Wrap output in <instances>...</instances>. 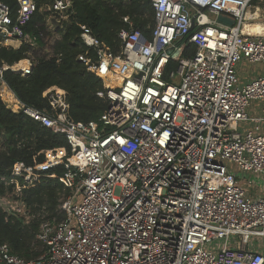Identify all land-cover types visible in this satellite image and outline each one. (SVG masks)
<instances>
[{
	"label": "built area",
	"instance_id": "1",
	"mask_svg": "<svg viewBox=\"0 0 264 264\" xmlns=\"http://www.w3.org/2000/svg\"><path fill=\"white\" fill-rule=\"evenodd\" d=\"M147 1L155 11L151 38L130 23L118 34V54L81 26L87 52L78 59L102 80L109 106L98 121L71 120L60 94L50 96L52 111L20 101L21 111L65 135L71 155L34 168L19 163L0 182L16 184L20 196L62 165L77 193L62 202L63 221L41 224L39 258L27 261L3 244L0 264H264V253L251 249L264 239V76L242 86L238 77L240 63L264 62V34L244 33L247 10L264 0ZM16 2L13 10L0 0L2 44L37 47L25 31L37 4ZM72 5L44 7L51 28L53 20L63 27ZM187 38L197 46L191 58L183 57ZM26 60L21 71L0 67V89L6 70L31 73ZM258 180L256 197L246 187ZM0 207L21 211L2 195Z\"/></svg>",
	"mask_w": 264,
	"mask_h": 264
},
{
	"label": "trees",
	"instance_id": "2",
	"mask_svg": "<svg viewBox=\"0 0 264 264\" xmlns=\"http://www.w3.org/2000/svg\"><path fill=\"white\" fill-rule=\"evenodd\" d=\"M13 10L16 0H4ZM37 11L25 31L34 36L37 47L22 44L20 48L7 47L0 37V67L15 66L31 59L33 69L27 76L6 70L4 80L16 96L2 88L5 102L39 110L52 111L50 96L60 94L69 104V117L76 123L98 121L107 112L106 98L100 96L106 90L100 78L89 72L79 56L87 52L80 34L86 25L103 41L108 50L118 54L121 43L118 34L129 29L130 23L143 35L151 38L155 26V11L147 0H73L67 12L69 19L62 28L50 27L49 12L44 9L52 0H35ZM129 18V23L125 22ZM184 41L183 57H194L195 44ZM52 44H49V42ZM90 55L94 56L93 52ZM28 61V60H27ZM170 67H175L172 63ZM0 96V178H11L19 163L37 167L49 160L67 158L71 147L63 134L55 133L25 114L13 112ZM21 101V102H20ZM66 168L57 165L41 173L40 182L22 190L21 199L32 218L25 225L21 218L9 215L0 207V245L7 244L13 254L30 261L39 258L46 246L37 240L39 227L46 220L65 219L62 202L70 196L72 185L65 177ZM18 183L24 184L23 178ZM16 184L0 182V195L14 193Z\"/></svg>",
	"mask_w": 264,
	"mask_h": 264
},
{
	"label": "rangeland",
	"instance_id": "3",
	"mask_svg": "<svg viewBox=\"0 0 264 264\" xmlns=\"http://www.w3.org/2000/svg\"><path fill=\"white\" fill-rule=\"evenodd\" d=\"M211 17H214V16L211 15ZM253 25L254 24H251L249 22V20H247L246 23L244 24V33L250 32ZM8 42H10V44L13 45V46L18 44V42H16V40H9ZM49 44H52V42L50 41ZM260 76H264V62L256 63V64H248L247 62H242V63H240L238 65V77L240 79V85L241 86L245 85V83H248L253 78H257V77H260ZM0 95H2V89H0ZM2 99H3V97H2ZM3 101H4V99H3ZM5 103L11 110H15L13 112L18 113V112L21 111V109H20L21 106L20 105H18V107H17V106H14L12 104H8L7 102H5ZM258 104H261V102L254 101L253 102V107L255 105H258ZM259 106L260 105L255 106V110L256 111H257ZM253 126H254V124L251 125L249 128H253ZM246 188L251 190V187H246ZM261 188H262V186H259V187L255 188V189H252V191H254L256 193L255 194L256 197H258V195L262 196L263 190ZM75 193H77V188L74 187L71 190L70 196H73ZM6 197H8L10 199V203L13 205L14 208H17V209L21 208V211L19 213H16L15 216L17 218H21L25 225H29L31 220H32V218L29 216V212L24 213L25 212V208H24L23 204L20 201L21 195L17 196V193L14 192L12 194L6 195ZM81 201H82V196L80 195L79 198H78V202H81ZM40 231H41V225L39 227L38 235L40 234ZM38 235H37V240L39 241ZM39 242H41V241H39ZM222 244H223V241L218 242L216 244L217 248H219Z\"/></svg>",
	"mask_w": 264,
	"mask_h": 264
},
{
	"label": "crops",
	"instance_id": "4",
	"mask_svg": "<svg viewBox=\"0 0 264 264\" xmlns=\"http://www.w3.org/2000/svg\"><path fill=\"white\" fill-rule=\"evenodd\" d=\"M247 18H248L247 20H249V22L251 24H254L251 28V31L248 32L247 34H257V32H263L264 33V2L259 3L258 1H255L252 4V6L247 10ZM211 19L214 21H218L219 23L222 22V18H219L216 16L211 17ZM246 21H245V23H246ZM16 42H18V44L15 46L11 45L10 42H7L6 46L7 47H13L16 49L20 48L22 45L21 42H19V41H16ZM253 79H256V78H253ZM257 185H258V187L263 186L262 182L259 180L257 181ZM255 188H257V186L254 188H251V191H252V189H255ZM252 193L256 194L254 191H252ZM251 249L254 251H259V252L264 253V239L255 240L251 246Z\"/></svg>",
	"mask_w": 264,
	"mask_h": 264
},
{
	"label": "bare ground",
	"instance_id": "5",
	"mask_svg": "<svg viewBox=\"0 0 264 264\" xmlns=\"http://www.w3.org/2000/svg\"><path fill=\"white\" fill-rule=\"evenodd\" d=\"M257 34H264V33L263 32H257ZM28 65H29L28 61L27 60H23L22 62H20L19 64L15 65L13 67H14V69L16 71H21L23 69H26L28 67ZM7 89L10 92H12L11 89L8 86H7ZM12 94H13V92H12ZM13 96H14L15 100L18 101V99L16 98V96L14 94H13Z\"/></svg>",
	"mask_w": 264,
	"mask_h": 264
},
{
	"label": "water",
	"instance_id": "6",
	"mask_svg": "<svg viewBox=\"0 0 264 264\" xmlns=\"http://www.w3.org/2000/svg\"><path fill=\"white\" fill-rule=\"evenodd\" d=\"M52 22L57 28H59V23L56 20H53ZM193 27H194V23H193Z\"/></svg>",
	"mask_w": 264,
	"mask_h": 264
}]
</instances>
